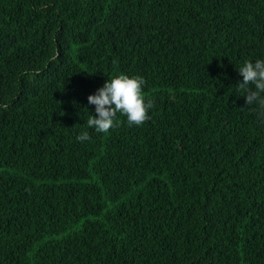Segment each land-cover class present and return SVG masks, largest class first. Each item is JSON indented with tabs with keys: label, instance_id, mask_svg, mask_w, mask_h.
Here are the masks:
<instances>
[{
	"label": "trees",
	"instance_id": "trees-1",
	"mask_svg": "<svg viewBox=\"0 0 264 264\" xmlns=\"http://www.w3.org/2000/svg\"><path fill=\"white\" fill-rule=\"evenodd\" d=\"M257 59L264 0H0V264H264ZM121 74L149 119L97 133Z\"/></svg>",
	"mask_w": 264,
	"mask_h": 264
},
{
	"label": "clouds",
	"instance_id": "clouds-1",
	"mask_svg": "<svg viewBox=\"0 0 264 264\" xmlns=\"http://www.w3.org/2000/svg\"><path fill=\"white\" fill-rule=\"evenodd\" d=\"M243 81L237 88L244 93L248 106L257 105L264 110V60L257 59L254 63L246 61L238 71ZM145 81L142 77H128L118 75L107 80L95 94L88 96V103L95 106L96 116L90 115L87 127L97 133H108L115 127L114 120L119 112L126 116L128 124L140 126L149 119L148 110L153 103H146L142 94V86ZM252 85L253 87H249ZM90 139L87 132L77 136V140L83 142Z\"/></svg>",
	"mask_w": 264,
	"mask_h": 264
}]
</instances>
